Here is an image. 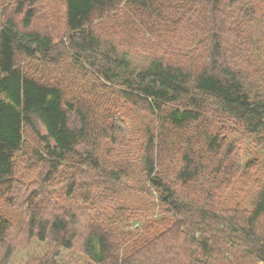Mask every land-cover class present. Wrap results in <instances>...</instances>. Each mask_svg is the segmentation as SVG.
<instances>
[{
    "label": "trees",
    "instance_id": "16d2710c",
    "mask_svg": "<svg viewBox=\"0 0 264 264\" xmlns=\"http://www.w3.org/2000/svg\"><path fill=\"white\" fill-rule=\"evenodd\" d=\"M32 243L264 264V0H0V264Z\"/></svg>",
    "mask_w": 264,
    "mask_h": 264
},
{
    "label": "rangeland",
    "instance_id": "374dc122",
    "mask_svg": "<svg viewBox=\"0 0 264 264\" xmlns=\"http://www.w3.org/2000/svg\"><path fill=\"white\" fill-rule=\"evenodd\" d=\"M9 213L11 214V219L13 221L17 222L21 219L22 215L20 210L12 211L10 209ZM38 250H39L38 244H34V243H32L29 247L18 250L12 259L13 260L12 264H24V262L29 257L33 256L34 254H37L39 252Z\"/></svg>",
    "mask_w": 264,
    "mask_h": 264
}]
</instances>
